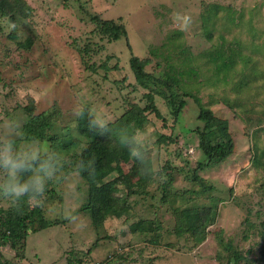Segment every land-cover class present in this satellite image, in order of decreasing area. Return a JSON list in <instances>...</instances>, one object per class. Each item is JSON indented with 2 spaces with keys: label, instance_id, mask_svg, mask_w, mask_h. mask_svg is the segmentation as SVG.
Segmentation results:
<instances>
[{
  "label": "rangeland",
  "instance_id": "374dc122",
  "mask_svg": "<svg viewBox=\"0 0 264 264\" xmlns=\"http://www.w3.org/2000/svg\"><path fill=\"white\" fill-rule=\"evenodd\" d=\"M24 1L28 16L0 17V144L12 139L18 151L39 147L43 153L38 134L24 127L23 106L30 100L36 113L56 103L58 127L75 135L76 112L84 105L106 123L132 103L143 106L149 88L134 79L133 55L145 59L146 71L156 78L176 76V96L186 104L174 116L170 88L150 83L162 118L146 112L147 120L133 136L150 168L137 173L132 159L120 154L117 161L133 192L127 195L121 178L112 189L115 195H127L128 214L109 217L95 229L81 209L86 182L74 170L57 167L37 198L43 209L28 208L33 215L41 211L47 220L62 222L30 231L17 249L0 244V263L218 264L215 254L222 242L242 250V264H264L258 258L262 239L257 232L264 217V0ZM93 15L123 24L126 38L110 40L95 31ZM184 15L192 17L191 26L185 25ZM236 44L242 62L237 59L223 80L210 56ZM184 90L228 121L234 148L218 164L197 168L205 160L194 131L201 122L198 106ZM160 135L171 141L157 142ZM254 157L260 164H254ZM195 168L213 185L211 191L192 193L197 190ZM215 201L216 207L211 206ZM185 205H208L201 217L207 233L198 235L196 244L194 237L174 233V207ZM8 206L0 198V207ZM134 219L156 224V241L154 232H132Z\"/></svg>",
  "mask_w": 264,
  "mask_h": 264
},
{
  "label": "trees",
  "instance_id": "16d2710c",
  "mask_svg": "<svg viewBox=\"0 0 264 264\" xmlns=\"http://www.w3.org/2000/svg\"><path fill=\"white\" fill-rule=\"evenodd\" d=\"M218 8L216 5L215 10L217 11ZM29 13L30 7L24 0H0V17L25 18ZM90 19L94 23V30L100 34L104 33L110 40L121 37L126 38V30L123 24L114 20L99 18L98 15H93ZM10 37L14 38L11 35ZM29 44L30 42H27L25 46H29ZM238 44L235 47L229 45L227 53L224 52V48L220 47L215 56H210L212 60L217 61L216 70L222 73L221 78L223 80H226L237 59H241L242 62L243 57L240 55V45ZM129 62L136 82L149 88L144 93L147 102L143 106L132 103L117 119L106 123V131L95 126L91 130L89 129V121L95 119V116L87 105L82 107V117H76L75 128L80 136L73 134L70 130L62 133L61 128L57 125L56 117L59 108L56 103H53L50 108L37 113L35 112L33 100L23 106L27 115L24 127L30 128L38 134L39 143L47 142L49 153L53 155L57 167L67 172L71 169L74 170L86 182L87 197L81 209L89 213L91 223L95 229L101 227L107 218H119L128 214L130 209L127 195L133 191L128 177H126L117 161L119 155H128L132 159L137 173L141 168L143 170L150 168V161L143 159V148L135 144L133 139L136 129L140 128L147 120L146 112L154 111L155 116L162 118L161 112L155 104L154 91H152L153 88L150 83L157 82L170 88L169 104L173 109L174 116H177L186 104L183 96H176L177 93L174 88V85L178 84L176 76L167 74L166 79L154 77L153 73L145 69L146 60L136 55H133ZM183 95H190L198 106L197 118L201 122V126L196 127L194 131L197 135V146L204 155L205 160L198 162L197 168L203 169L205 166H213L222 162L234 148L228 121L215 115L208 106L203 105L197 95L190 94L185 90ZM101 131L104 132L103 135L99 134ZM170 138L167 135H160L157 142H170ZM125 140L127 146L123 143ZM131 149L138 150L139 156H132L130 154ZM43 155L44 153H42V157ZM64 156L68 157V162H65ZM253 162L254 164H260L257 157L253 158ZM262 165L264 166V161ZM196 170V168L193 169L192 179L196 182L197 190L192 191V193L211 191L213 185L206 184L204 179L196 174ZM115 172L118 174L117 176L107 178ZM117 178H121L123 184L127 187L128 194L124 197L113 194L112 189ZM144 178L148 179V175H144ZM168 186L169 183L164 184L163 199L167 196ZM39 196L40 194L37 198ZM210 205L216 207V201L210 203ZM207 206L185 205L181 208L174 207L176 213L174 233L178 236L188 234L195 238L194 243L196 244L198 235L204 236L207 233L202 227L203 223H201L203 210ZM61 222L62 220L59 219L47 220L43 217L41 211L33 215L27 204L19 208L0 207V244L7 243L13 249H17L19 245L23 244L30 231L36 232ZM186 222H188L187 226ZM157 228L158 226L152 221L142 219H134L130 225L132 232H154L153 241H156ZM257 232L262 239L261 243L258 244L260 255L258 258H261L260 260L264 262V217L259 222ZM149 240L151 241V239ZM215 258L218 259V264H242V250L238 248L232 250L230 243L222 244L220 242ZM0 264H7V262H1Z\"/></svg>",
  "mask_w": 264,
  "mask_h": 264
},
{
  "label": "clouds",
  "instance_id": "9594fccd",
  "mask_svg": "<svg viewBox=\"0 0 264 264\" xmlns=\"http://www.w3.org/2000/svg\"><path fill=\"white\" fill-rule=\"evenodd\" d=\"M184 23L186 26H191L192 17L184 15ZM82 115L81 108L76 112V116L82 117ZM94 126L107 130L106 122L103 120L89 121V129ZM99 134L103 135L104 132L101 131ZM42 143H44L43 157L39 147L18 151L15 148V140L12 139H6L0 144V175L3 177L0 182V198L6 200L10 207L19 208L27 204L32 208H42L43 202L38 200L37 196L45 192L47 182L51 181L57 172V165L53 155L49 153L47 142ZM123 143L127 146L126 140ZM130 154L139 156L136 149H131Z\"/></svg>",
  "mask_w": 264,
  "mask_h": 264
},
{
  "label": "built area",
  "instance_id": "2783aa9c",
  "mask_svg": "<svg viewBox=\"0 0 264 264\" xmlns=\"http://www.w3.org/2000/svg\"><path fill=\"white\" fill-rule=\"evenodd\" d=\"M88 264H96L95 262H91V263H88Z\"/></svg>",
  "mask_w": 264,
  "mask_h": 264
}]
</instances>
